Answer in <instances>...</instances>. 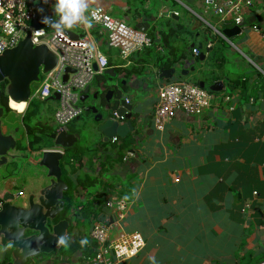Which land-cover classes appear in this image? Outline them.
Masks as SVG:
<instances>
[{
  "label": "crops",
  "instance_id": "crops-1",
  "mask_svg": "<svg viewBox=\"0 0 264 264\" xmlns=\"http://www.w3.org/2000/svg\"><path fill=\"white\" fill-rule=\"evenodd\" d=\"M214 1L225 6L236 0ZM90 2L135 28L144 23L145 32L155 41L161 40L124 60L108 47L99 26L87 32L82 28L72 31L76 38L88 34L107 54L110 69L117 74L114 79L124 81L123 94L132 106L129 113L135 129L127 137L134 143L125 151L120 148L127 137L104 141L93 115L84 121L83 112L68 126L70 132L80 134L77 143L89 151L76 161L74 177L89 176L95 181L89 189L78 187L79 199L88 202L103 197L94 203L99 209L95 221L108 222L111 240L130 232H139L145 239L137 256L118 264H150L148 256L156 257L158 264H241L246 256L251 261L263 257L264 261V0L244 5L241 15L246 27L228 39L206 27L197 15H204L221 31L237 26L234 18L223 23L212 9H206L204 0ZM202 52L204 60L199 57ZM174 63L182 65L172 73L169 69ZM176 81L204 83L214 98L201 113L179 110L159 131L153 118L158 89ZM217 82L222 83L219 90H210ZM102 88L103 80L93 81L86 106L94 103V94ZM104 93L99 99L106 103ZM48 106L52 122L58 99H50ZM47 144L44 149L53 148L51 138ZM26 147L39 161L44 149ZM21 175L7 177L4 191L16 196L21 193L20 204L25 206L26 186ZM44 178L29 194L49 182L46 175ZM30 182L42 180L38 176ZM118 197L130 202L123 220L105 204ZM84 221L81 230L91 242L95 221ZM82 255L77 251L61 261L40 255L33 264H79Z\"/></svg>",
  "mask_w": 264,
  "mask_h": 264
},
{
  "label": "built area",
  "instance_id": "built-area-1",
  "mask_svg": "<svg viewBox=\"0 0 264 264\" xmlns=\"http://www.w3.org/2000/svg\"><path fill=\"white\" fill-rule=\"evenodd\" d=\"M204 4L206 9H212L214 15L219 16L223 23L231 16L241 29L246 27L241 13L244 5L251 4V0L231 1L225 6L214 0H204ZM39 6L34 0H0V56L6 50L16 47L29 30L33 31L34 44L45 43L51 50H55L53 52L58 58L57 64L51 71L43 73L39 85L32 92V99L45 100L54 94H59L54 121L57 129L60 130L83 113L84 107L80 102L84 89L93 83L97 75L104 74L110 69V61L107 54L95 45L88 34L76 39L68 36L67 40H64L52 34L53 30L49 31V27L43 24L39 29L33 28L32 22L37 19ZM96 8L100 10L101 19L99 22H94V25L101 28L100 32L105 35L108 47L116 50L122 59L127 60L133 54L155 46L154 38L146 32L109 14L102 7ZM197 16L206 27L228 39L210 19L201 14ZM40 32H43V35L49 32L50 35L39 40V36H42ZM85 43L90 47L84 48ZM194 53L198 55V49L195 48ZM94 64L97 65V69L94 68ZM67 69L71 70L67 71ZM66 74L67 79L64 81ZM213 98L212 92L191 82L176 81L160 86L158 102L153 113L156 128L163 131L179 110L190 115L203 112L210 107ZM126 101L130 103L129 98H126ZM113 117L120 122L126 120V115H119L116 109L113 111ZM117 140L118 137L113 138L114 142ZM105 204L114 210L118 220L125 219L130 206L128 200L119 197L111 198ZM1 206L2 202H0V210ZM109 229L108 222L93 223L90 234L98 244L96 256L79 264H118L137 256L145 247V239L139 232L122 233L117 239L111 240ZM141 242L142 248L139 247ZM133 249L136 250L135 255H132ZM256 264H264V261Z\"/></svg>",
  "mask_w": 264,
  "mask_h": 264
},
{
  "label": "water",
  "instance_id": "water-1",
  "mask_svg": "<svg viewBox=\"0 0 264 264\" xmlns=\"http://www.w3.org/2000/svg\"><path fill=\"white\" fill-rule=\"evenodd\" d=\"M44 8L43 13L37 12V19L32 22L33 28L39 29L42 24L39 22L41 15H51L49 5L39 4ZM145 24H138L136 27L141 31H146ZM241 32L240 26L231 29H224L222 33L228 38ZM33 31L29 30L19 44L6 50L0 56V84L8 81L5 94L10 101L25 102L28 104L32 100L33 84L41 80V74L51 71L57 64L56 54L45 43H32ZM50 33L39 36V40L47 38ZM72 39H76L69 35ZM79 38V37H78ZM161 40H156L155 45ZM194 46V44H193ZM201 46V45H200ZM201 48H203L201 46ZM200 59H205V54H200ZM182 64L174 63L169 69L175 73ZM97 69V65L94 64ZM71 69H67L70 71ZM111 77L104 81V88L94 94V103L85 106L86 111L93 113V123L97 130L104 135V141L108 142L114 137L125 138L134 131L135 126L132 114L129 113L132 106L127 103L126 98L120 87L124 81L119 82L114 79L117 74L113 69L106 71ZM67 74L64 76V81ZM222 83L213 84L210 90H219ZM205 88V84L201 83ZM90 86H87L81 97V102H85L89 97ZM105 92V102L101 98ZM3 91L0 87V169L2 166L11 163L10 159L13 151L18 149L20 138L16 137L17 129L7 128L3 120L5 108L1 103ZM52 98L59 99V94H54ZM98 100H100L98 102ZM118 102L117 112L119 115H126V120L120 122L113 117L114 108L111 107L112 101ZM113 103V102H112ZM11 108V106H10ZM12 109V108H11ZM7 128V129H6ZM15 133V134H14ZM53 148L44 149L40 152L38 165L46 169V177L49 182L35 192H31L25 203L20 204L21 193L18 196L9 191H4L5 180L9 173L0 171V256L5 264H27L34 257L51 254L60 246L56 244L59 235L67 234L70 228V220L67 218L56 221L65 209V193L69 190V185L63 179L61 162L65 151L73 147L79 140L80 134L70 132L68 126L56 129L50 135ZM10 175V174H9ZM8 253V257L7 256Z\"/></svg>",
  "mask_w": 264,
  "mask_h": 264
},
{
  "label": "trees",
  "instance_id": "trees-1",
  "mask_svg": "<svg viewBox=\"0 0 264 264\" xmlns=\"http://www.w3.org/2000/svg\"><path fill=\"white\" fill-rule=\"evenodd\" d=\"M108 76L109 74L107 73L99 74L96 76L95 79L99 81H106ZM7 83V80L2 82L0 84V87L3 91L2 105L5 108L7 121L11 123L14 120L11 116L14 111L10 108L8 96L5 94V88ZM120 87L122 89V92L124 93V86L122 87L121 84ZM50 99H52V97H49L45 100L33 98L26 107V110L21 115H18V119L21 120L25 129L23 139L27 144L26 146H28L32 151H39L49 145L47 144V141H49L52 132L56 131V124H53L51 121L47 120L50 116L47 113L51 111L50 107L48 106V102ZM113 103L114 108L117 109L118 102L114 100ZM73 123L74 121H72L68 126H72ZM46 137L48 139H46ZM131 138L132 137L128 136L122 141L120 151H125L126 149L131 148L134 143V139ZM20 144L21 143L18 144V149H21ZM86 153L88 154L89 151H86L79 143H76L73 147L65 151V155L61 163L63 179L69 185V190L64 195V199L66 201L65 209L56 221H59L64 218L70 220L68 236L71 239V246L68 249H64L61 246L53 254H45L42 255L43 257L54 256L55 261H61L66 258L69 259L73 256L74 253H76L77 251H81L83 255L81 257L80 262H82L88 259H92L96 256L98 244L94 239H92V241L89 242L87 246L81 247L79 244V240L84 237L83 231L81 230V227H83L86 223L84 220H91L92 222L97 219L99 209L94 207V203L97 200L98 202H101V198H103L102 196H95L94 198H92L91 201L86 202L79 199L77 195L78 187H82L83 189H89L91 185H93V183L95 182L94 179L90 178L89 176L77 175L74 177V175L78 172V167L76 166V163L81 160ZM67 166L70 169H67ZM70 214H72L71 217ZM250 257H244L242 260L243 263L241 264H254L257 261L261 262L263 259V257H259L257 260L251 261L249 260ZM37 258L30 259L27 264H33L34 262H36ZM5 262V260L2 262L0 261V264H4Z\"/></svg>",
  "mask_w": 264,
  "mask_h": 264
},
{
  "label": "clouds",
  "instance_id": "clouds-1",
  "mask_svg": "<svg viewBox=\"0 0 264 264\" xmlns=\"http://www.w3.org/2000/svg\"><path fill=\"white\" fill-rule=\"evenodd\" d=\"M37 4L49 5L51 9V15H41L39 22L53 30L54 35L67 40L68 36L76 28H82L85 32L92 29L94 22H99L101 16L99 15V9L92 6L90 0H34ZM37 12L43 13L44 8L38 7ZM55 17V19H53ZM104 19H108L104 17ZM111 27V25H107ZM43 35V32L39 33ZM35 43V41H32ZM84 48H89L90 45L83 44ZM52 51H55L52 49ZM126 55V53H125ZM103 63V61H101ZM47 95V93H45ZM57 246H62L64 249H68L71 246V239L65 233L59 235L56 238ZM81 247L87 246L89 240L87 237L81 238L79 240ZM139 247H143L141 242ZM136 250L133 249L132 255H135ZM119 255V253H118ZM150 264H158L156 257L148 256Z\"/></svg>",
  "mask_w": 264,
  "mask_h": 264
},
{
  "label": "rangeland",
  "instance_id": "rangeland-1",
  "mask_svg": "<svg viewBox=\"0 0 264 264\" xmlns=\"http://www.w3.org/2000/svg\"><path fill=\"white\" fill-rule=\"evenodd\" d=\"M42 75H43V73L41 74V76ZM95 81H96V79L94 80V82ZM38 85H39V82L38 83H34L33 87H32L33 90H35ZM85 104L86 103H84V102H80L81 106H86ZM13 111H14V113H12V114H15L16 117L23 113V112L19 113V112L15 111V110H13ZM89 115H90V117H92L93 113L91 111H86L84 109V113L81 116L82 120L85 121L88 118ZM13 119H14L13 122L9 123V121H7V116H6V112H5L3 120L5 122H7V124H6L7 126L11 125L14 129L18 128V131L16 132V137L20 138V143H22V148L21 149H16L15 151H13V154L10 157L12 162L10 163L9 167L7 166L8 168L6 167V171H4V172L9 173L10 175L8 174V176H15V175L19 176L20 174H22L21 175L23 177L22 182L26 186L25 187V196L28 197V194H29L30 191H33L34 189H37V187L39 185L44 183V180L46 181V179L44 178L46 174L43 171V169L38 166V164H37L38 160H35L34 157H32V154L29 153L26 150V142L23 139V135L25 133V129L23 127V124H22L21 120L20 119H16V118H13ZM47 120L51 121V116H49ZM74 121H77V120H74ZM52 123L55 124L54 120H52ZM55 127L57 129L56 125H55ZM46 139H48V138L46 137ZM31 158L34 161L31 160ZM38 176H40V179L42 180V182H40V183L39 182H37V183L35 182V183L31 184L30 181L34 182V179H36Z\"/></svg>",
  "mask_w": 264,
  "mask_h": 264
},
{
  "label": "bare ground",
  "instance_id": "bare-ground-1",
  "mask_svg": "<svg viewBox=\"0 0 264 264\" xmlns=\"http://www.w3.org/2000/svg\"><path fill=\"white\" fill-rule=\"evenodd\" d=\"M27 103L25 102H15L14 100L10 101V106L13 110L22 113L26 109Z\"/></svg>",
  "mask_w": 264,
  "mask_h": 264
},
{
  "label": "flooded vegetation",
  "instance_id": "flooded-vegetation-1",
  "mask_svg": "<svg viewBox=\"0 0 264 264\" xmlns=\"http://www.w3.org/2000/svg\"><path fill=\"white\" fill-rule=\"evenodd\" d=\"M1 103H2V97H1ZM19 143H20V140H19ZM19 143H18V144H19ZM20 146H21L20 148H22V143H21ZM26 150H27V147H26Z\"/></svg>",
  "mask_w": 264,
  "mask_h": 264
}]
</instances>
